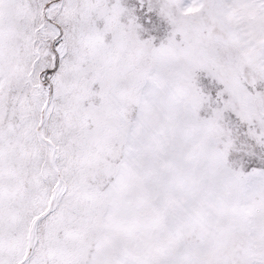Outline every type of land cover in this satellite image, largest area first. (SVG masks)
<instances>
[{"label":"snow or ice","instance_id":"6c2138e0","mask_svg":"<svg viewBox=\"0 0 264 264\" xmlns=\"http://www.w3.org/2000/svg\"><path fill=\"white\" fill-rule=\"evenodd\" d=\"M0 264H264V0H0Z\"/></svg>","mask_w":264,"mask_h":264}]
</instances>
